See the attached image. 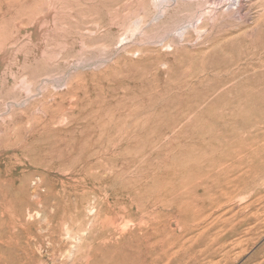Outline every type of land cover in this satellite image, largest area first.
Masks as SVG:
<instances>
[{
    "label": "rangeland",
    "instance_id": "374dc122",
    "mask_svg": "<svg viewBox=\"0 0 264 264\" xmlns=\"http://www.w3.org/2000/svg\"><path fill=\"white\" fill-rule=\"evenodd\" d=\"M0 264H264V0H0Z\"/></svg>",
    "mask_w": 264,
    "mask_h": 264
},
{
    "label": "bare ground",
    "instance_id": "6f19581e",
    "mask_svg": "<svg viewBox=\"0 0 264 264\" xmlns=\"http://www.w3.org/2000/svg\"><path fill=\"white\" fill-rule=\"evenodd\" d=\"M195 9H196V8H195ZM211 14H212V13H211ZM212 15H214V14H212ZM212 15H211V16H212ZM202 16H204V15L202 14ZM209 16H210V15H209ZM205 17H207V16L205 15ZM204 19H205V18H204ZM209 19H210V18H209ZM209 19H208V20H209ZM214 20H215V19H214ZM137 21H138V23H139V20H137ZM140 22H141V21H140ZM135 24H136V22H135ZM138 25H139V24H138ZM133 26H134V24H133ZM140 26H142V25H139L138 27H140ZM134 28H135V27H134ZM140 28H141V27H140ZM137 29H138V28H137ZM127 31H128V30H127ZM127 31H126V32H127ZM129 31H130V30H129ZM134 31H136V30L134 29ZM139 31H140V30H139ZM130 32L132 33V30H131ZM130 32H129V33H130ZM127 33H128V32H127ZM129 33H128V34H129ZM133 35H134V34H133ZM130 36H132V35L130 34ZM128 37H129V36H128Z\"/></svg>",
    "mask_w": 264,
    "mask_h": 264
}]
</instances>
